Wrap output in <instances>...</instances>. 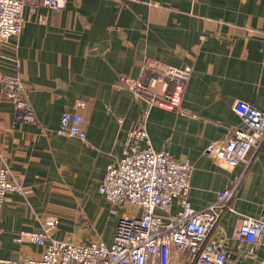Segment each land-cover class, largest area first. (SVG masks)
<instances>
[{
    "label": "crops",
    "instance_id": "obj_1",
    "mask_svg": "<svg viewBox=\"0 0 264 264\" xmlns=\"http://www.w3.org/2000/svg\"><path fill=\"white\" fill-rule=\"evenodd\" d=\"M25 18L21 35L0 44V166L24 189L0 208V264L37 256L41 247L21 235L48 217L60 221L57 240L112 244L119 217L100 187L148 109L119 79L148 81L166 65L192 75L181 112L150 110L151 144L190 161L198 210L237 186L236 212L223 213L213 242L228 264H264L263 244L239 247L235 239L242 215L264 220V144L234 170L216 166L207 151L242 127L235 101L264 111V0H67L36 14L26 8ZM5 75L23 80L40 125L17 121L3 96ZM66 111L85 118L86 142L57 132Z\"/></svg>",
    "mask_w": 264,
    "mask_h": 264
},
{
    "label": "built area",
    "instance_id": "obj_2",
    "mask_svg": "<svg viewBox=\"0 0 264 264\" xmlns=\"http://www.w3.org/2000/svg\"><path fill=\"white\" fill-rule=\"evenodd\" d=\"M66 3L67 0H0V44L21 35L27 22L26 8L36 14L40 7L60 9ZM191 75L188 68L166 65L154 68L148 81L125 75L119 79V86L144 99L148 109L141 125L128 133L120 160L107 167L100 187L111 215L119 217L112 244L100 239L88 243L57 240L54 233L60 221L58 217H48L38 230L21 235L41 247V252L5 264H228L229 254L220 243L213 242V236L223 213L236 212L231 201L237 186L219 193L217 201L205 209H196L190 200V161L177 160L167 150L154 149L145 126L152 107L182 111ZM2 82L3 96L13 104L17 121L40 125L23 80L5 75ZM79 106L83 108L84 103ZM232 108L242 127L235 128L225 141L211 143L207 148L214 164L229 170L241 164L247 167L264 144V111L242 100L235 101ZM85 123L83 115L66 111L57 132L86 142ZM143 142L145 148L141 146ZM14 192L24 194V189L11 177L6 165L0 166V208L8 194ZM235 239L239 247L264 245V220L242 215Z\"/></svg>",
    "mask_w": 264,
    "mask_h": 264
},
{
    "label": "rangeland",
    "instance_id": "obj_3",
    "mask_svg": "<svg viewBox=\"0 0 264 264\" xmlns=\"http://www.w3.org/2000/svg\"><path fill=\"white\" fill-rule=\"evenodd\" d=\"M116 217H118V216H115V218H116ZM113 221H114V218L111 220V222H113Z\"/></svg>",
    "mask_w": 264,
    "mask_h": 264
}]
</instances>
